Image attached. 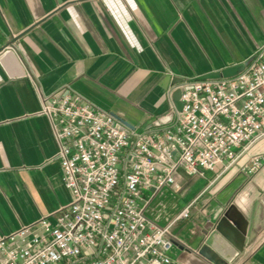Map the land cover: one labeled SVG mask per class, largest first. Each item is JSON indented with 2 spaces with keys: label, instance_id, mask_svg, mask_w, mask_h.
<instances>
[{
  "label": "crops",
  "instance_id": "crops-1",
  "mask_svg": "<svg viewBox=\"0 0 264 264\" xmlns=\"http://www.w3.org/2000/svg\"><path fill=\"white\" fill-rule=\"evenodd\" d=\"M263 43L264 0H0V54L11 48L19 60L13 69L0 61V238L54 222L71 198L44 101L68 91L133 129L161 128L181 81L244 63ZM263 151L264 139L221 176L178 169L179 191H149L146 216L173 222V264L220 260L201 250L231 204L247 234L230 264H264V166L242 170Z\"/></svg>",
  "mask_w": 264,
  "mask_h": 264
},
{
  "label": "built area",
  "instance_id": "built-area-1",
  "mask_svg": "<svg viewBox=\"0 0 264 264\" xmlns=\"http://www.w3.org/2000/svg\"><path fill=\"white\" fill-rule=\"evenodd\" d=\"M182 109L161 128L133 129L111 112L62 92L42 103L70 200L54 222L0 238V264H173L169 223L145 214L149 191H179L176 172L221 176L264 139V43L231 77L186 79ZM264 166V151L242 167ZM192 203L177 220L188 218Z\"/></svg>",
  "mask_w": 264,
  "mask_h": 264
},
{
  "label": "water",
  "instance_id": "water-1",
  "mask_svg": "<svg viewBox=\"0 0 264 264\" xmlns=\"http://www.w3.org/2000/svg\"><path fill=\"white\" fill-rule=\"evenodd\" d=\"M0 61H5L8 63L9 67L13 69L15 66L17 67L19 64V60L16 57L13 49L7 48L0 54ZM248 61L244 63L235 64L233 66H229L220 71L213 72L204 76V79H217L221 77H231L239 72H241ZM22 73V72H21ZM23 72L22 75H24ZM181 92L179 89L174 93V103L178 110L182 109V103L180 102ZM118 118V117H117ZM172 118V116H171ZM118 120L126 125L123 120L118 118ZM169 122L167 119L159 120L155 123L156 126L160 124H166ZM130 127V126H129ZM232 223L233 226L230 224ZM237 227L239 230L236 232L234 230ZM247 234V221L244 220L243 216L238 212L236 206L231 204L229 208L224 212L221 216L220 220L217 222L216 226L210 232L209 236L205 240V245L201 253H205L204 250L208 249V247L217 251L218 255L221 257L220 260L208 254V258L214 262L215 264H230L235 260L237 255L244 249L245 240ZM229 243L232 245V249H229Z\"/></svg>",
  "mask_w": 264,
  "mask_h": 264
}]
</instances>
